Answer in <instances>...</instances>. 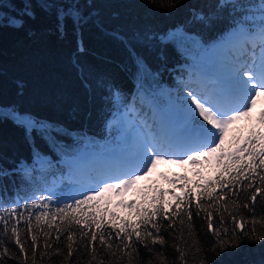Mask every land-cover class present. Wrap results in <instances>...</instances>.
Returning <instances> with one entry per match:
<instances>
[{
  "label": "trees",
  "instance_id": "obj_1",
  "mask_svg": "<svg viewBox=\"0 0 264 264\" xmlns=\"http://www.w3.org/2000/svg\"><path fill=\"white\" fill-rule=\"evenodd\" d=\"M169 2L176 6H162ZM216 3L217 0H0V112L15 110L24 119L45 121L61 130L54 140L45 141L35 132L26 134L18 121L0 118V168L7 173H0V214L13 201L20 203L10 224L20 212L32 213L30 232L24 220L17 226L27 259L11 232L5 233L0 226V251L7 249V254L0 256V264H183L177 246L184 251L186 264H264V239L252 238L247 222L255 219V236L264 237V195H258L253 205L252 190L246 187L248 181H244L243 190L237 186L236 195L225 190L228 207L227 211L221 209L223 227L229 229L225 239L235 247L217 246L208 231L206 214L197 216L195 203L191 221L181 214L182 225L178 219L174 228H169L168 221L158 218L164 244H153L152 237L157 233L141 225L143 239L138 242L133 236L130 249H124L123 237L108 236L116 230L110 228L112 217L105 213L101 231L112 248L101 246L97 240L94 260L90 232L82 239L81 227L73 224L70 232L74 238L69 241L68 226L59 218L52 226L43 219L37 226L35 219L41 211H47L50 220L56 209L64 206V197L83 181L82 177H74L71 164L81 152L90 148L104 152L120 145L125 107L135 105L142 113L146 98H150L163 108L171 96L167 89L172 94L175 89L180 94L187 92V81L196 72L197 60L204 58L212 44L231 29L229 10H217ZM77 12L78 21L72 15ZM195 12L216 13L217 18L203 23L194 19ZM177 29H183L188 39L174 43L162 40L166 33ZM96 169L93 166L89 173L94 175ZM257 171L264 175V171ZM255 186H264L259 177ZM41 202L48 208L33 206ZM112 203L107 207L118 217L131 214L132 219H137L135 209ZM201 203L207 206L211 201L204 199ZM245 204L249 207L245 208ZM218 207L219 202L208 209L213 228L219 226ZM229 213L237 221H245V235H240L237 228L232 237L234 225ZM91 231H96L95 225ZM146 231H151L152 237L146 236ZM32 235L37 236L35 248ZM46 241L51 247L45 248Z\"/></svg>",
  "mask_w": 264,
  "mask_h": 264
},
{
  "label": "snow or ice",
  "instance_id": "obj_2",
  "mask_svg": "<svg viewBox=\"0 0 264 264\" xmlns=\"http://www.w3.org/2000/svg\"><path fill=\"white\" fill-rule=\"evenodd\" d=\"M162 6L174 8L176 5L169 2ZM216 9L221 11L228 9L229 15L233 18L230 31L221 37L220 46L238 44L241 52L248 54V58L237 56L220 71L214 81L209 82L202 78L191 80L189 82L191 90L187 91L182 99L178 98V123H173L169 113L162 111L156 130H153V126L148 125L147 122L136 125L131 136L130 151L123 158L122 163L116 166L114 174L109 173L105 179L97 180L95 187L80 186L74 189L76 195L65 196L64 206L58 207L50 220L49 212L41 211L35 216L37 226L42 219L49 226L55 225L59 218L68 226L66 230H69L70 234L67 239L73 241L71 225H79L82 229L80 233L82 239L88 236L89 232L91 233L89 244L94 260L97 240L101 246L112 248L104 232L101 231L105 223V213H109L112 217L110 228L116 230L114 233L110 231L108 236L114 234L117 239L123 237V241H126L124 249H130L133 236L138 242L143 239L141 225L150 227L157 233L156 237H152L151 231L145 232L146 236L152 237L153 244H164L163 238L159 236L158 218L168 221L169 228H174L178 219L182 225L184 217L188 221L192 220V206L195 203L196 215L199 216L201 212L206 214L208 231L215 238L217 246L235 247V244L225 239L229 235V229L223 227L224 215L221 211V209L227 211L228 207L226 201L229 197L225 190L236 195L237 186L239 185L240 190H243L244 181H248L246 187L252 190L250 201L253 205L258 195H264V186H255L257 177L264 185V175L257 171L258 169L264 171V107L260 108L258 113L255 111L257 105L264 101V0H217ZM72 15L77 21L80 19L78 12ZM193 15L194 19L203 23H210L217 18L216 13L206 15L203 12H195ZM13 23L21 22L13 21ZM185 39L188 37L183 29L169 31L162 37V40L173 43ZM249 47H251L250 53ZM257 47L260 49L259 53L256 52ZM0 118H12L18 121L25 128L26 134L31 135L35 132L45 141L54 140L61 132L54 124L32 118L24 119L15 110L9 113L0 112ZM128 127H133L131 122H128ZM166 156L178 158L165 159ZM160 163L181 166L191 164L194 166L193 172L200 176L201 180H197L191 188L187 184L183 185V194L174 192L171 201L164 199L165 193L169 191L167 189L156 188L153 184L137 187V192L144 198L142 201L121 199L118 202L129 210L135 209L134 214L137 219H132L131 214L118 217L116 212H112L107 207L112 203L113 195L122 196L133 186H137L141 180L149 177ZM205 166L213 167L215 176L205 179L203 177ZM0 173L7 174L2 168ZM177 179L189 181L187 175ZM149 190L154 193L150 198ZM77 195L80 196L79 199L76 198ZM33 199L37 198L33 197ZM204 199L211 203L205 206L201 203ZM67 200H71L72 203H67ZM218 202L220 207L215 210L218 213L219 226L213 228L212 212L208 209L213 208ZM19 203L13 201L11 206L3 208V214H0V226L5 233L11 232L15 244L19 246L21 252H24L27 259V252L24 251L17 226L21 220H24L30 232L32 213L28 212L25 215L24 212H20L14 223H9L17 216L16 205ZM102 203L104 207H101ZM33 206L48 208V204L43 202ZM0 207L3 205L0 204ZM24 207L27 208L26 203ZM244 207L248 208L249 205L245 204ZM86 208L91 211H86ZM182 213L184 217L181 216ZM252 215H255L254 208ZM229 216L234 225L231 230L232 237L236 235L237 228L240 235H245V221H237L236 216L231 213ZM247 222L251 225L249 232L252 238L264 239L255 236L257 221L253 219ZM93 225L96 231H91ZM83 229H88V232ZM57 231H59L58 226ZM44 235L49 234L44 233ZM59 238L58 234L56 239ZM31 240L35 248L37 236L32 235ZM44 246L51 247L47 241ZM68 247V255L71 256V244ZM177 250L180 253V260L186 264L184 251L178 246ZM5 254H7L6 248L0 251V256ZM33 255L35 256V253Z\"/></svg>",
  "mask_w": 264,
  "mask_h": 264
},
{
  "label": "rangeland",
  "instance_id": "obj_3",
  "mask_svg": "<svg viewBox=\"0 0 264 264\" xmlns=\"http://www.w3.org/2000/svg\"><path fill=\"white\" fill-rule=\"evenodd\" d=\"M221 39L217 42L212 44V48L210 49V52L205 54L204 58H201L197 60V66H196V72L193 73V77L191 80H195L198 78L206 79L204 70L208 66L217 65L220 69V71L228 66L232 60H234L237 56H242L243 58H248V54H244L241 52L238 44H229L227 46H220ZM215 49V50H214ZM260 49L259 47L256 48V52L259 53ZM251 52V47H249V53ZM213 53V54H212ZM212 54V56H210ZM190 80V81H191ZM207 80V79H206ZM187 81V91L191 90V87H189V82ZM168 94L171 95L169 100V104L165 103L164 107L161 108V105H158L155 103L153 109V112H150L152 110L151 104L154 102L151 99L145 100V104L143 107L147 105V111L143 114H140V111L135 107V105H129L125 107L124 111L121 114V120H122V129H121V143L119 146L111 149H107L104 152H94V148H90V150H87L85 152H81L79 156L71 163L74 167V177L78 178V180L83 178V181L78 182L75 185V188H78L80 186L92 188L95 187L96 181L105 179L109 173H113L115 168L112 170H108L104 177H94L90 176L88 172L92 170V167H98L101 165L109 166V167H116L117 165L122 163L123 158L128 154L131 148V136L133 133V128L136 125H140L141 122H147L148 125L153 126V130L157 129L158 122L161 118V112H167L169 113V116L172 119L173 123H178L179 114H178V98H181L186 94H180L178 90L175 89L172 91L170 89H167ZM151 107V108H150ZM264 107V101H261L256 108V113L260 111V108ZM174 114V115H173ZM146 115V116H145ZM128 122H131L133 127H128ZM92 150L93 154H97L95 157H91L90 161H87L86 159H89L90 151ZM84 155V156H83ZM85 156L87 158L85 159ZM172 158H178V157H169L166 156L165 159H172ZM86 161V162H84ZM193 165L189 164L187 166H181L179 164H169V163H160L157 165V167L152 171L149 177L146 179H143L139 182L137 186H133L132 189H129L126 193L121 195H113L111 197L112 199V205H115L119 202V200L123 199L125 201H132L137 200L142 197L137 192V187H144L148 184H153L156 188L160 189H167L165 193V196L168 201H171L173 199V193H181L182 186L187 184L189 188H191L197 180H201L200 176H197L193 172ZM99 171L96 169L93 173H96ZM100 172V171H99ZM215 173V169L213 167L205 166L203 168V177H211V175ZM114 174V173H113ZM183 175H187L189 177V181H185L183 179H177L178 177H182ZM167 177V179L165 178ZM73 189V190H74ZM72 190L70 194L76 195V193ZM154 194L151 190H149V195ZM78 196V195H77Z\"/></svg>",
  "mask_w": 264,
  "mask_h": 264
}]
</instances>
